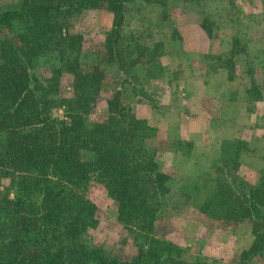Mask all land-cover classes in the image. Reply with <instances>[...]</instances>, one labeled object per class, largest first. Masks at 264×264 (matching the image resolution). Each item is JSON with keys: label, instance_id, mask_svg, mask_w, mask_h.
Listing matches in <instances>:
<instances>
[{"label": "trees", "instance_id": "obj_1", "mask_svg": "<svg viewBox=\"0 0 264 264\" xmlns=\"http://www.w3.org/2000/svg\"><path fill=\"white\" fill-rule=\"evenodd\" d=\"M125 1L0 5V264H202L179 259L174 245L157 235L168 191L155 159L158 146L121 90L105 97L103 117L85 118L105 75L98 64L82 65L81 36L69 30L83 9L105 4L113 13L103 48L93 52L101 65L114 62L125 76L143 65L151 77L159 64L161 42L145 45L123 29ZM260 97L252 83L248 102ZM242 144L223 139L222 166L212 170L219 182L207 188L205 204L224 219L251 222L254 238L243 255L264 263V171L256 186L238 194L225 176V169L237 168ZM92 173L106 181L119 207L117 222L134 236L137 254L130 261L82 240L91 203L75 186Z\"/></svg>", "mask_w": 264, "mask_h": 264}, {"label": "rangeland", "instance_id": "obj_2", "mask_svg": "<svg viewBox=\"0 0 264 264\" xmlns=\"http://www.w3.org/2000/svg\"><path fill=\"white\" fill-rule=\"evenodd\" d=\"M123 15L127 34L145 45L162 43L159 64L151 77L143 65L126 76L114 62L101 65L93 52L103 48L113 13L105 4L83 9L69 30L81 36L82 65L98 64L105 75L102 95L86 120L103 117L105 97L120 89L154 135L155 159L168 189L157 235L174 245L176 257L202 264H264L243 255L254 238L252 223L224 219L205 204L207 188L218 181L212 170L222 166L223 139L245 141L237 168L225 169L236 194L256 186L264 171V0H126ZM225 79L229 87L221 86ZM248 82L257 85L261 97L245 105L241 91ZM239 104L241 113L248 112L240 120ZM75 189L91 203L82 240L130 261L137 254L134 236L117 222L119 207L108 196L106 181L92 173Z\"/></svg>", "mask_w": 264, "mask_h": 264}, {"label": "crops", "instance_id": "obj_3", "mask_svg": "<svg viewBox=\"0 0 264 264\" xmlns=\"http://www.w3.org/2000/svg\"><path fill=\"white\" fill-rule=\"evenodd\" d=\"M219 72H220V70H219ZM225 82H223V83H221V86H222V84H224L225 83V86H230V84H229V81L228 80H224ZM216 86H218V85H220L219 83H218V81L216 82V84H215ZM224 87V86H223ZM233 88V90L234 91H232V92H235L236 93V91H235V86H232ZM250 87V82H248V84H246L245 85V87H244V89H243V91H241V96H242V100L244 101L243 103H245V105H247V89ZM185 95H187V99L189 98V100L190 99H192L193 98V94L192 93H188V92H185ZM257 101H259V100H257ZM256 101V102H257ZM241 108H242V104H239V110L237 111V118H238V120H240L239 118H242L243 117V115H245V113L246 112H244V113H241ZM245 110V109H244ZM248 113V112H247ZM246 113V114H247ZM249 125V124H248Z\"/></svg>", "mask_w": 264, "mask_h": 264}]
</instances>
